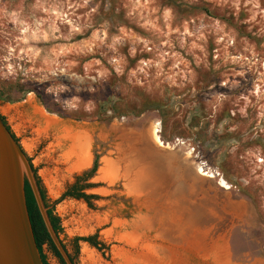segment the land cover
<instances>
[{
    "label": "rangeland",
    "instance_id": "rangeland-1",
    "mask_svg": "<svg viewBox=\"0 0 264 264\" xmlns=\"http://www.w3.org/2000/svg\"><path fill=\"white\" fill-rule=\"evenodd\" d=\"M3 82L65 112L0 99L67 253L107 246L80 241L76 264H264V0H0ZM110 90L126 114L96 119ZM95 153L91 204L54 203Z\"/></svg>",
    "mask_w": 264,
    "mask_h": 264
},
{
    "label": "water",
    "instance_id": "water-1",
    "mask_svg": "<svg viewBox=\"0 0 264 264\" xmlns=\"http://www.w3.org/2000/svg\"><path fill=\"white\" fill-rule=\"evenodd\" d=\"M152 147V146H151ZM153 149L150 154L159 168L176 170L185 175L184 163L170 154ZM157 151V153H154ZM165 156L174 159V164L166 167ZM152 157V156H151ZM27 182L46 231L64 264H74L54 232L47 216V207L41 199L36 180L28 160L17 142L0 119V264H43L35 244L26 208L24 182Z\"/></svg>",
    "mask_w": 264,
    "mask_h": 264
},
{
    "label": "trees",
    "instance_id": "trees-1",
    "mask_svg": "<svg viewBox=\"0 0 264 264\" xmlns=\"http://www.w3.org/2000/svg\"><path fill=\"white\" fill-rule=\"evenodd\" d=\"M3 83H6V84L0 88V99L6 100V101L18 100L27 92L34 91L37 94V96L39 98H41L42 104L48 112L55 113L59 116H65L64 110H62L59 107L58 103H56L53 100L48 99L47 96L44 93L38 91L37 88H32V87H29L25 84H21L18 82H3ZM14 93H18L20 96L14 97L13 96ZM94 99H95L97 111L99 114V115L95 116L96 119L110 120L111 118H114L116 116L126 114L125 112L124 113L121 112L119 109V106H117V104L119 102V98L116 96V94L112 90H110L108 93H106L105 97L98 96V94H96V95H94ZM154 105H156V104L154 103L153 99L143 97L142 104L140 106V110H142L146 107L151 108ZM134 108L135 107H133V106L130 107L131 113L134 112ZM68 115H69V117L76 119V120H80V119H84V118H91L90 115H72V114H68ZM0 119L3 122V124L5 125V127L7 128V130L9 131V129H8L7 125L5 124V122L3 121V119L1 117H0ZM11 135L14 138V140L17 142V139L14 137V135L12 133H11ZM17 144H18V142H17ZM98 159H99V154L95 153L93 156V160H92V164H91L90 169L88 171L83 172L82 174L76 176L74 183L71 186H69L68 188H66L61 193L59 198H57L54 201V203H57V202L63 200L64 198H75V199H82L87 203V205H90L91 204L90 200L96 196L93 194L85 193L83 191V189L93 187L96 185L95 183L86 182V180L89 177H91L93 175V173L96 171V168L98 166ZM28 163L31 167L34 178L36 180V184H37L41 199L44 202V196H43V193L41 191V186H40L39 180L36 178L35 171H34L29 160H28ZM24 194H25L26 208H27V212H28V216H29V220H30L31 229L33 232L35 244H36V247H37L38 252L40 254V258H41L42 263L47 264L44 260L43 254L41 252L42 246L45 245L48 248V250H50V252L59 260L60 264H64L63 260L61 259L58 251L56 250L54 244L52 243V241H51V239H50V237L46 231V228L43 224L40 213H39L37 206H36V203L34 201L31 189H30V187L26 181L24 182ZM46 213H47V216L49 218L50 224H51L54 232L58 236L59 232L61 230L59 218L55 214H53L52 208H47ZM80 241L86 242L87 244H89L90 246L94 247L95 249H97L101 252H104L107 249V246L102 241H100L98 239L97 232H94L93 234L87 235V236L74 237L72 239V245L74 247V254L70 255L69 253H67L70 260L74 264H76V255L78 253V243ZM62 246L65 249L63 244H62Z\"/></svg>",
    "mask_w": 264,
    "mask_h": 264
},
{
    "label": "bare ground",
    "instance_id": "bare-ground-1",
    "mask_svg": "<svg viewBox=\"0 0 264 264\" xmlns=\"http://www.w3.org/2000/svg\"><path fill=\"white\" fill-rule=\"evenodd\" d=\"M143 139V138H142ZM151 152V151H150ZM166 158H164L163 160L166 161V160H169L171 159L170 156H165ZM164 164L167 166L166 162H164ZM222 183L226 185V183H224V181L222 180Z\"/></svg>",
    "mask_w": 264,
    "mask_h": 264
},
{
    "label": "crops",
    "instance_id": "crops-1",
    "mask_svg": "<svg viewBox=\"0 0 264 264\" xmlns=\"http://www.w3.org/2000/svg\"><path fill=\"white\" fill-rule=\"evenodd\" d=\"M224 255H225V254H224ZM221 264H230V263H229L228 260L226 261L225 259L222 258V259H221Z\"/></svg>",
    "mask_w": 264,
    "mask_h": 264
}]
</instances>
